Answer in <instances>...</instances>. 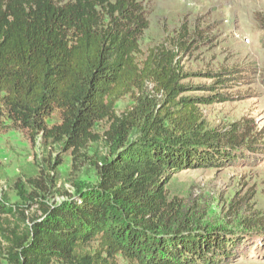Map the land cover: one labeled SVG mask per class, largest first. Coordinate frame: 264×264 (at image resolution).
I'll use <instances>...</instances> for the list:
<instances>
[{
	"label": "trees",
	"instance_id": "16d2710c",
	"mask_svg": "<svg viewBox=\"0 0 264 264\" xmlns=\"http://www.w3.org/2000/svg\"><path fill=\"white\" fill-rule=\"evenodd\" d=\"M257 20L264 29V11ZM148 27L143 0H0V114L75 159L92 142L110 148L96 185L42 204L41 215L0 201L9 264H229L248 230L263 229L252 220L240 236L201 227L170 197L180 171L263 162L264 128L254 118L209 128L202 106L229 100L217 89L234 71L206 72L208 93L189 95L188 31L143 53ZM126 96L133 103L118 114Z\"/></svg>",
	"mask_w": 264,
	"mask_h": 264
},
{
	"label": "rangeland",
	"instance_id": "374dc122",
	"mask_svg": "<svg viewBox=\"0 0 264 264\" xmlns=\"http://www.w3.org/2000/svg\"><path fill=\"white\" fill-rule=\"evenodd\" d=\"M143 1L149 16V27L140 40L143 53L172 46L181 41L185 30L193 41L182 56L185 72L191 74L186 82L196 87L189 95L208 93L204 87L214 81L205 77L206 72L234 71L230 84L217 89L229 100L202 106L209 128L222 129L242 118H254L264 128V29L257 20L264 11V0ZM149 91L153 93L152 86ZM132 103L130 96L122 98L117 113ZM55 120L56 115L51 123ZM109 125L101 121L95 132L104 137ZM109 157L110 148L101 140L90 143L75 159L71 151L46 141L41 134L33 138L0 114V201L24 208L30 217L41 215L42 204H62L79 188L96 185L97 166ZM168 191L201 227L228 229L240 236L244 224L262 221L263 229H250L252 235L244 236L248 247L243 256L229 264H264V161L186 169L171 176ZM8 254V244L0 234V264H9Z\"/></svg>",
	"mask_w": 264,
	"mask_h": 264
}]
</instances>
